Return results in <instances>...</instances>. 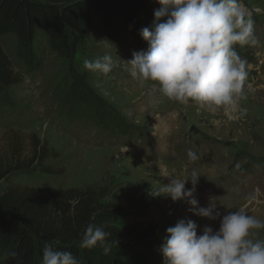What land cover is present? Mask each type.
<instances>
[{"label":"rangeland","instance_id":"374dc122","mask_svg":"<svg viewBox=\"0 0 264 264\" xmlns=\"http://www.w3.org/2000/svg\"><path fill=\"white\" fill-rule=\"evenodd\" d=\"M243 3L254 21L257 44L235 46L250 67L246 98L240 102L247 113L234 121L222 111L199 110L192 101H171L152 82L134 79L122 61L146 50L147 43L129 37L119 19L114 21L119 32L111 40L99 34L101 25L95 21L96 33L68 57L51 51L38 33L33 69L17 57L14 38L1 39L15 81L0 94V157L8 153L14 137L22 140L24 155L31 151L32 135L53 151L45 167L54 174L36 168L34 173L15 174L9 183L77 191L104 188L107 204L120 215L115 226L141 225L139 245H124L138 264H164L160 247L166 229L182 219L197 223V235L204 227L219 229V219L193 215L186 202L154 196L170 178L190 180L194 169L200 176L194 193L199 207L214 198L221 218L243 207L264 221V0ZM152 26L146 22L140 31ZM105 54L113 57L111 72L84 68V60ZM103 120L115 124L114 129L106 128ZM189 149L197 154L196 161L189 160ZM252 232L253 239H264V229Z\"/></svg>","mask_w":264,"mask_h":264},{"label":"clouds","instance_id":"9594fccd","mask_svg":"<svg viewBox=\"0 0 264 264\" xmlns=\"http://www.w3.org/2000/svg\"><path fill=\"white\" fill-rule=\"evenodd\" d=\"M157 2L160 8L154 12L153 26L140 31L147 49L134 51L131 60L122 61L129 66L130 75L140 82H152L171 101L181 104L192 101L199 110L212 114L222 111L228 121L244 117L247 109L240 102L246 98L245 82L250 66L235 46H255L257 39L254 21L243 0ZM83 66L88 71L107 74L112 71L114 60L112 55L105 54L84 60ZM247 88L253 90L251 84ZM187 156L190 161L198 159L191 149ZM199 177L194 169L190 180L170 178L154 196L186 202L193 215L211 221L219 219V229L204 227L197 235L195 221H178L166 229L160 247L164 264H264V239L252 238V230L264 229V221L249 215L243 207L221 218L214 198H210L207 207H199L194 196ZM189 182L192 187L186 189ZM109 236L103 226L89 224L79 245L81 248L99 245L107 254L111 249ZM42 264L80 262L71 251L55 250L45 242Z\"/></svg>","mask_w":264,"mask_h":264},{"label":"trees","instance_id":"16d2710c","mask_svg":"<svg viewBox=\"0 0 264 264\" xmlns=\"http://www.w3.org/2000/svg\"><path fill=\"white\" fill-rule=\"evenodd\" d=\"M159 8L157 0H0V40L14 38L17 57L33 69L38 33L46 38L51 51L68 57L82 49L96 33L95 21L101 25L99 34L105 40L113 39L119 32L114 22L119 19L123 31L138 42L140 27L146 22L153 24L151 15ZM14 81L8 60L0 49V94ZM86 106L89 109L92 104ZM103 123L106 128L114 129L115 124L105 120ZM21 143L19 137L12 138L8 153L0 157V264L5 261L42 264L45 242L55 250L71 251L80 264H138L136 256L127 252L124 245L127 242L139 245L138 236H144V232H138L141 225L117 228L115 223L120 215L107 204L104 188L77 191L38 186L21 188L9 183L15 174L34 173L36 168L46 175L54 174L45 167L53 152L46 144L32 135L31 151L24 155ZM89 224L103 226L110 233L111 249L107 254L99 245L80 247Z\"/></svg>","mask_w":264,"mask_h":264}]
</instances>
